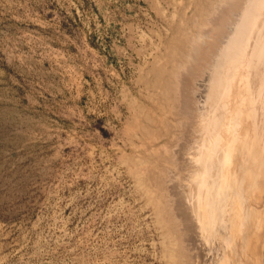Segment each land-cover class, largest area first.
<instances>
[{
	"label": "rangeland",
	"instance_id": "374dc122",
	"mask_svg": "<svg viewBox=\"0 0 264 264\" xmlns=\"http://www.w3.org/2000/svg\"><path fill=\"white\" fill-rule=\"evenodd\" d=\"M166 4L0 0V264H168L130 107Z\"/></svg>",
	"mask_w": 264,
	"mask_h": 264
},
{
	"label": "bare ground",
	"instance_id": "6f19581e",
	"mask_svg": "<svg viewBox=\"0 0 264 264\" xmlns=\"http://www.w3.org/2000/svg\"><path fill=\"white\" fill-rule=\"evenodd\" d=\"M166 2L130 107L167 166L137 184L168 264H264V0Z\"/></svg>",
	"mask_w": 264,
	"mask_h": 264
}]
</instances>
